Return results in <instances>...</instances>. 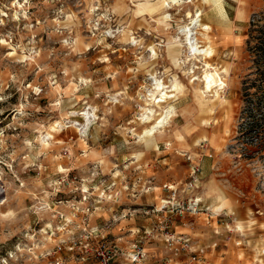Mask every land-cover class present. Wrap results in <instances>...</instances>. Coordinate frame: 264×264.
I'll list each match as a JSON object with an SVG mask.
<instances>
[{
  "label": "clouds",
  "instance_id": "obj_1",
  "mask_svg": "<svg viewBox=\"0 0 264 264\" xmlns=\"http://www.w3.org/2000/svg\"><path fill=\"white\" fill-rule=\"evenodd\" d=\"M48 2L43 0L45 4ZM80 3L85 5L81 20L87 26L85 28L80 21H76L74 15L70 17L76 21L71 30L77 31V37L80 31L91 32L92 35L73 47L71 35L63 38L65 24H57L53 35L60 34L61 38L57 41L59 47L46 55L30 53L35 64L33 71L38 69L40 82L34 80L29 84L31 88L29 85L25 87L27 71H20L13 78L21 92L22 102L19 105L2 106V102L9 99L3 93L12 82L0 78V118L7 120L4 113L8 112L13 116V122L8 127L27 129L23 139L20 135L5 137L0 130V153L8 155L12 149L9 160H19L20 164L13 172L15 179L0 171V196L7 193L0 199V264H83V261L73 260L68 254L61 256L57 249L67 246L65 241H70L75 231L73 222L76 221V214H86V205L82 203L74 211L51 207V198L66 190L64 179L57 182L49 174L43 182L37 183L27 178L21 180L17 175L39 168L42 163L40 155L63 153L61 160L66 170L82 167L80 162L91 158V155L87 158L77 156L82 141L86 144L91 142L90 153L111 141L104 148L105 158L110 159L117 158L120 149H127L129 155L125 159L131 162L128 167L136 165V171H143L147 166L145 160L155 164L151 157L155 155L158 159L162 154L161 148L170 158L168 169L162 174L169 181L165 187H171L174 194L165 206L171 205L185 217L193 218L194 222L190 225L192 231L184 237H164L150 232L148 239L157 240L158 246L153 250L146 243V251L139 264H164V260L167 264H244L236 258L241 251L247 254L246 264H264V137L253 138L249 133L245 139H229L223 143L219 139L215 142L208 139L206 130L202 129L206 117L200 112L195 98L203 89L200 72L210 61L205 55L193 56L183 46L178 55H171L169 51V42L176 29L188 27L200 37L201 48L211 46L217 50L214 55L219 61L225 54L221 47L223 36L227 34L224 29H229L231 34L242 35L249 21H264V0H222L219 9L211 0H155V12L149 15L141 11V0H115V4L110 0H80ZM161 20L166 23H161ZM101 21L104 23L101 24ZM108 38L112 39L111 44L106 42ZM132 39L143 43L150 39L149 47L155 48L158 53L154 60L149 57L144 61L143 68L135 65L142 59L144 49L133 45ZM126 46H130L127 48L129 60L120 70L123 91L117 92L119 100L114 102L110 93L115 90V85L108 87L107 76L97 78L100 70L93 71L92 66L98 61L90 60L86 51L99 48L104 53L100 57L103 59L111 51H123ZM18 50L21 53L29 51L27 46ZM228 56L235 59L232 53ZM140 73H143V82L137 79ZM153 78L166 80L169 85L179 84L182 92L174 93L166 85L165 91L171 99L162 104L146 105L145 93L158 95L154 93L153 84L149 83L155 82ZM81 81L86 83L82 85ZM57 85H76L77 90L71 96H57L53 92ZM37 86L42 89L39 93ZM44 97L47 98V105L41 107L38 101ZM85 106H94L100 115L87 136L77 137L76 133L80 130L72 122V117L74 112ZM146 106L151 107L154 114L147 123L140 119ZM37 113L45 115L41 117ZM28 119L42 120V123L30 125ZM57 125H60L58 131L51 133L50 129ZM186 129L198 131V135L191 136ZM61 132L64 133V142L56 138ZM46 134L51 137L47 141V153L40 147V138ZM116 137H122V140L117 141ZM17 141L23 147H19ZM188 160L191 161L189 167H180L182 161ZM3 163L4 160L0 159V164ZM8 168L12 169L11 163ZM101 171L94 172L86 183L91 186V181ZM135 185L127 189L121 181L105 189L109 195L103 196V202L116 203L137 197L144 189L139 180L135 181ZM96 194H101L99 188ZM25 197H30V207L23 203ZM41 203L46 207L41 209ZM253 204L257 210L252 209ZM95 214L103 213L98 211ZM221 214L228 219L217 227L213 222ZM57 218L61 221L59 229H55L53 224ZM205 219L208 221L206 225L202 224ZM34 225H43L44 230L37 232ZM95 231L93 228L92 232ZM13 236L18 239L12 240ZM193 236L196 238L193 239ZM10 240L11 243H8ZM181 240L184 241L182 245ZM224 242L229 246V254L222 261L211 255L200 260L181 262L178 259L177 245L186 249V255L196 252L203 257L209 249Z\"/></svg>",
  "mask_w": 264,
  "mask_h": 264
},
{
  "label": "rangeland",
  "instance_id": "obj_2",
  "mask_svg": "<svg viewBox=\"0 0 264 264\" xmlns=\"http://www.w3.org/2000/svg\"><path fill=\"white\" fill-rule=\"evenodd\" d=\"M110 3L115 4V0H110ZM141 3L143 5L141 11L145 15H149L148 10L150 6L154 5L155 0H141ZM84 7L85 5L80 3V0H49L47 4L43 3V0H27V2L25 0H0V41L3 42L0 43V73H2L0 78L12 82L6 86L3 93L9 99L2 102V106H16L22 102L21 92L15 86L13 80L18 72L27 71L28 73L24 82L25 87L32 84L34 80L40 82V76H37L38 69L33 71L35 64L30 53L35 52L37 55H46L59 47L57 41L61 38L60 34L53 35L57 24H65L63 38L71 35L73 47L78 46V41H84L92 35L91 32L80 31L79 37H77V31L71 30L76 21H80L86 28V22L81 20L84 15L82 11ZM77 13L79 15H76ZM74 15L76 21L70 19ZM100 23L103 24L104 21ZM161 23H166V21L161 20ZM179 29H182V27L176 29L169 46H176L179 43L184 44V37L178 33ZM113 30H115L114 27ZM224 32L227 34L223 36L221 47L225 50V54L219 61L215 56L210 62L222 72L221 76L226 87L221 93L222 97L212 107L213 112L209 111L212 104L201 106L199 98H195L200 112L206 117L203 120L205 122H202V129L206 130L207 138L213 142L217 139L221 143L229 139L242 140L249 133L252 134L253 138L264 137V21H249V26L242 35L231 34L229 29H224ZM106 42L111 44L112 39L108 38ZM25 46L28 47L29 51L21 53L18 49ZM128 47L130 46H126L123 51H111L107 60L100 59L104 53L99 48L86 51V55L90 60L98 61L97 64L92 66L93 71L100 70L97 78L103 79L107 76L108 87L112 88L115 85V90L110 93V96L114 98V102L119 100L117 92L123 91L120 70L128 63ZM179 49H172V52L178 55ZM215 51L217 50L215 49ZM104 52L106 53L108 50H104ZM228 53H232L235 59L229 57ZM18 57L19 61L17 60ZM142 57L144 59L139 60L135 66L144 67V61L147 58L144 53ZM109 66H111L110 69ZM224 69H227L229 74L223 73ZM109 71H111V75H109ZM202 74H204V71L200 72L203 80L204 75ZM137 79L143 82V73L138 74ZM149 83L154 84L152 81H149ZM63 87L65 86L62 85L61 88ZM32 96H35L34 92ZM207 99L215 100L213 95L209 94H207ZM149 100V94L145 93L146 105L151 104ZM38 103L41 107H45L47 98H41ZM117 107L119 108L120 105L117 104ZM149 108L151 107L146 106L141 114L144 116L146 109ZM4 115L7 116V120L0 118V130L3 131L4 136L14 138L20 135L23 139L27 129L8 127L13 122V116L9 115L8 112H5ZM36 115L42 117L45 114L37 113ZM99 115L100 113L96 111L94 106H85L74 112L72 122L80 130L79 133H76L77 137L81 135V132L84 133V136H87L92 131ZM206 122L207 124H205ZM27 123L36 125L42 123V120L28 119ZM186 131H189L191 136L198 135V131L188 129ZM61 134L64 135L61 132L59 136ZM36 136L39 137L40 133L37 132ZM49 138L50 135L48 134L40 138V147L45 153L49 151L47 143ZM116 139L120 141L122 137H116ZM16 143L19 147H23L20 141ZM110 143L111 141L104 143L100 148H94L92 153L98 159L91 156L90 159L80 162L82 167H71L64 173H60L59 168L65 167V163L61 160L63 153L40 155L39 161L42 163L39 168L29 169L26 174L17 173V175L20 176L21 180L27 178L37 183L43 182L49 174L57 182L64 179L65 184L63 187L66 190L58 192L54 198H51V204L49 205L51 207H56L58 210L74 211L82 203L86 205V214H76V221L73 222L75 231L72 232L70 241H65L67 246L57 249L61 256L68 254L73 260L83 261V264H139L146 251V243L153 250L158 246L157 240L148 239L150 232L153 235L160 233L164 237L177 235L184 237L192 231L190 225L194 220L185 217L180 210L172 209L171 205L165 206V202L169 201L174 193L171 187H165V184L169 181L162 173L168 169L170 158L164 153L163 148H161L162 154L158 159L155 155L151 157L155 164L148 163L145 160L144 163L147 166L143 171H136V165H133L132 168L128 167L131 162L125 159L129 155L127 149H120V154L115 159L105 158L104 148ZM11 150H9L8 155L0 153V159L4 160V163L0 164V171L6 173L11 179H15L13 172L20 167V164L19 160H9ZM9 163L12 164L11 170L8 168ZM190 165V160L182 161L180 167L184 168ZM96 171H101V174L96 176L91 181V186H89L86 181ZM41 173H43V177ZM117 173L119 174L117 175ZM137 180L144 189L142 194L116 203L103 202V196L109 195V192L105 189L111 188L121 181L126 184L127 189H131L136 186L135 181ZM17 186H19V181H17ZM85 187L89 188L87 193L83 191ZM98 188L101 194H96ZM72 189L76 190L73 191ZM6 195L7 193L4 194V196ZM4 196H0V199ZM23 203L30 207V197H25ZM44 206V203H41V209ZM224 207L226 208L227 205ZM252 209L257 210L255 204L252 205ZM98 211L103 214L93 215ZM227 219L221 214L213 223L219 227ZM207 223L206 219L202 221L204 225ZM53 224L55 229H59L61 227L60 218H57ZM34 228L37 232L44 230L43 225H34ZM93 228L96 229L95 233L92 232ZM51 231L50 229V235ZM195 238L193 236V239ZM17 239V236L12 237V240ZM167 242L165 241V243ZM8 243H11V240ZM183 243L184 241L181 240V245ZM181 245H177V249H179L178 259L181 262L189 259H208L209 255L222 261L224 256L229 254L227 242L209 249V252L203 257L196 252H192L190 256L186 255V249ZM73 253L74 255H72ZM236 258L246 264L247 254L241 251ZM164 264H167L166 260H164Z\"/></svg>",
  "mask_w": 264,
  "mask_h": 264
},
{
  "label": "snow or ice",
  "instance_id": "obj_3",
  "mask_svg": "<svg viewBox=\"0 0 264 264\" xmlns=\"http://www.w3.org/2000/svg\"><path fill=\"white\" fill-rule=\"evenodd\" d=\"M211 3H213L217 9H219L220 6H221L222 0H211ZM0 43H3V42L0 41ZM131 43L133 45H137L138 47H142L144 49V54H145V57L147 59L150 57V58H152L154 60L157 57V55H158V53H157L155 48L149 47V45L151 44V40L150 39L148 40L147 43H143V42H140V41H138L136 39H132ZM169 51H170L171 55H175L172 52L171 47H170ZM138 55H139V53H138ZM204 55L207 56V57H212L214 55V52H213L211 46L205 48ZM103 59L107 60L108 57H104ZM142 59H144V58L142 57ZM147 59L145 61H147ZM153 79L155 80V83H154L153 87L155 89V93H157L158 95H154L152 93H149V98L151 100H153L156 104H161L162 102L171 99V97H169L167 92L165 91V86L166 85H168L169 90H171L174 93L179 94L180 92H182V88H181V86L179 84L169 85L168 81H166V80L162 81L160 79H155V78H153ZM205 80L208 81V85H209V87H211L212 86V78L210 76L206 75L205 76ZM85 83H86L85 81H81L82 85L85 84ZM29 87L31 88V85H29ZM220 87H223V84H221ZM76 90H77V86L76 85H68V86L63 87V88H61L60 86L57 85L53 89V92L57 96H71V95H74L76 93ZM36 91L39 93V92L42 91V89L39 86H37ZM133 94H135V88L133 89ZM58 103H59V100H58ZM140 119L144 120L145 117L143 115H141ZM59 127H60V125H57V126L51 128L50 132L55 134L58 131ZM81 136H84L83 132H81ZM56 138L58 140L64 142V135L63 134H61L60 136H58ZM49 139H51V137ZM42 142H44V141L42 140ZM90 148H91V142L86 144V143H83V141H82L81 144H80V148L77 151V156H83V157L87 158L89 155H91L93 158L98 159V157H96L93 153H90ZM65 171H66V167H60L59 168V172L60 173H64ZM83 191L85 193H87L89 191V189L85 187V188H83Z\"/></svg>",
  "mask_w": 264,
  "mask_h": 264
},
{
  "label": "bare ground",
  "instance_id": "obj_4",
  "mask_svg": "<svg viewBox=\"0 0 264 264\" xmlns=\"http://www.w3.org/2000/svg\"><path fill=\"white\" fill-rule=\"evenodd\" d=\"M148 12L150 14H153L155 12V9L153 8V6H150ZM179 30L181 32L179 31L178 33L184 37V44L183 43H179V44L176 43L177 44L176 46H169V47H171V49H177V48L179 49V48H181V46H183V47H186V49L188 51H190L193 56L204 55L205 49L201 48L199 36H198V34L195 33L194 29L188 28V27H182V29H179ZM212 50L214 53L216 52L214 48H212ZM214 57H215V55H213L212 57H208L209 61H211ZM203 71H204V74H202V75H204L203 89L197 97L199 98L201 106H208L209 103L212 104V106L209 108V111L213 112L212 107L215 106L216 101L222 97L221 93L225 89L226 84H225V82L221 76L222 72H220V70L217 67L213 66V64H211V62L205 64ZM223 73H228L227 69H224ZM206 75L210 76L212 78V86L211 87H209L208 81L205 80ZM153 83H155V82H153ZM221 84H223V87H220ZM153 86H154V84H153ZM153 90L155 93L154 87H153ZM207 94H209L211 96L213 95V98L215 100H208V99L206 100ZM149 101L151 102V104L155 103L151 99ZM164 102H162V103H164ZM153 115L154 114H153L151 108L146 109V113L144 114V117H145L144 122L147 123V122L151 121ZM203 122H205V121H203ZM160 123H162V121ZM205 124H207V122Z\"/></svg>",
  "mask_w": 264,
  "mask_h": 264
},
{
  "label": "built area",
  "instance_id": "obj_5",
  "mask_svg": "<svg viewBox=\"0 0 264 264\" xmlns=\"http://www.w3.org/2000/svg\"><path fill=\"white\" fill-rule=\"evenodd\" d=\"M107 264V263H106Z\"/></svg>",
  "mask_w": 264,
  "mask_h": 264
}]
</instances>
